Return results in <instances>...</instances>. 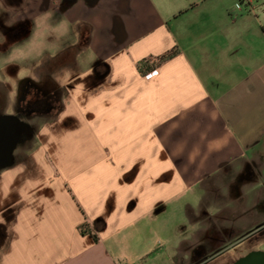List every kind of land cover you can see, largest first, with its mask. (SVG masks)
Here are the masks:
<instances>
[{"label":"crops","instance_id":"0c3cea01","mask_svg":"<svg viewBox=\"0 0 264 264\" xmlns=\"http://www.w3.org/2000/svg\"><path fill=\"white\" fill-rule=\"evenodd\" d=\"M25 7L2 30L0 116L62 99L20 117L33 131L0 171V264L264 255V0Z\"/></svg>","mask_w":264,"mask_h":264},{"label":"water","instance_id":"95a60500","mask_svg":"<svg viewBox=\"0 0 264 264\" xmlns=\"http://www.w3.org/2000/svg\"><path fill=\"white\" fill-rule=\"evenodd\" d=\"M32 131L31 125L18 116H0V171L14 165L15 150ZM240 264H264V255L251 254Z\"/></svg>","mask_w":264,"mask_h":264},{"label":"rangeland","instance_id":"374dc122","mask_svg":"<svg viewBox=\"0 0 264 264\" xmlns=\"http://www.w3.org/2000/svg\"><path fill=\"white\" fill-rule=\"evenodd\" d=\"M28 2H30V0H0V30H1L0 32H2V30L7 27L6 24H5V20L7 22L10 21V20H12L13 22H18L21 19L22 20H24V19L27 20L30 17L31 14H30L29 10L27 9L28 7H25L28 4ZM19 4H20V6H17ZM8 8L11 11L12 10H16V11H14V12L13 11L12 12L9 11L8 17L6 16L8 18L7 19L5 17V15H3L2 13L5 12V11L7 12ZM17 8H20L21 10L19 11V10H17ZM12 13H14V14H12ZM3 44H5V43H3ZM3 44H0V45H3ZM10 45H9V47H11ZM0 48H1V46H0ZM48 68L49 67L46 66L44 68V71L48 72L49 71ZM21 73L26 74V70H23ZM48 81L49 80H47V79L44 80V82H43V85H45L44 87H50V84H49ZM0 98H1V95H0ZM50 99H53V97H51ZM61 99H62V94H60L59 97H58V100L54 101V102L51 101V100H48V99L45 100V99L42 98L43 101H42V106L40 108L41 109L40 112L49 110L51 108V105L55 107L54 108L55 110H57L59 108L60 104H61ZM1 101L2 100H0V103H1ZM51 114H55V111L52 112ZM33 115L35 117L32 116L34 118L32 119V117H31L30 120H32L35 123H37L38 121H44V120H46V118L48 119V116H50V114L49 115H45V114H39L38 115L37 113L33 114ZM37 116H39V117H37Z\"/></svg>","mask_w":264,"mask_h":264},{"label":"trees","instance_id":"16d2710c","mask_svg":"<svg viewBox=\"0 0 264 264\" xmlns=\"http://www.w3.org/2000/svg\"><path fill=\"white\" fill-rule=\"evenodd\" d=\"M179 52V49L175 48L173 50H170L169 52L154 57V58H150V59H145L142 60L141 62H139L138 64V68L140 70L141 73L143 74H147L149 72H151L152 70H154L159 64L169 60L170 58L174 57L177 53ZM97 238V236H95Z\"/></svg>","mask_w":264,"mask_h":264},{"label":"flooded vegetation","instance_id":"af4514ba","mask_svg":"<svg viewBox=\"0 0 264 264\" xmlns=\"http://www.w3.org/2000/svg\"><path fill=\"white\" fill-rule=\"evenodd\" d=\"M37 91H39V90H37ZM44 94H45L44 97H39V98H36V99H33V100L32 99H28L27 103H25V106H26L25 112L24 113L20 112L18 114V116L19 117H26V119H27L29 117V115L36 114L37 111L40 112V110H41L40 108L42 106V101H43L42 98L45 99V100L46 99L50 100V98H51V96H50L51 94L50 93L44 92ZM27 115H28V117H27Z\"/></svg>","mask_w":264,"mask_h":264},{"label":"clouds","instance_id":"9594fccd","mask_svg":"<svg viewBox=\"0 0 264 264\" xmlns=\"http://www.w3.org/2000/svg\"><path fill=\"white\" fill-rule=\"evenodd\" d=\"M14 23H15V22H13V23H8V22L5 20V24H6V26H8V27H12ZM0 36H3V37H4V39H3L2 41H0V44H3V43L6 41V37L4 36V34H3L2 32H0Z\"/></svg>","mask_w":264,"mask_h":264},{"label":"built area","instance_id":"2783aa9c","mask_svg":"<svg viewBox=\"0 0 264 264\" xmlns=\"http://www.w3.org/2000/svg\"><path fill=\"white\" fill-rule=\"evenodd\" d=\"M244 1V0H243Z\"/></svg>","mask_w":264,"mask_h":264}]
</instances>
